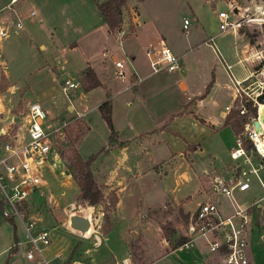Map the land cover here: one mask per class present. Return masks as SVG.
<instances>
[{
	"label": "rangeland",
	"instance_id": "374dc122",
	"mask_svg": "<svg viewBox=\"0 0 264 264\" xmlns=\"http://www.w3.org/2000/svg\"><path fill=\"white\" fill-rule=\"evenodd\" d=\"M55 1L57 15L53 17L54 30H51V27L46 29L45 26H38L39 23L35 18L36 14L33 17L25 15L32 9L28 0H17L12 6L13 11L20 19L22 29L18 34L5 38L8 42L12 41V44L9 48L6 45L4 46L3 56L7 60L5 67L7 80L0 67V105L4 109L17 114L23 111L25 103L36 101L48 118L57 116V118L69 119L70 122L66 129L67 144L61 153L63 166L68 172L66 158L70 155L72 149L78 152L83 159L92 156L89 167L91 171L96 172L93 175L97 176L99 182L101 181V174L108 176L104 172L107 168H110L112 160L111 154L104 151L105 145H110L108 144L109 132L97 110V105L104 99L109 98L110 120L111 122L113 120L116 128H120L122 136H131L132 133L136 134V132L146 129L145 125H135L134 123L132 127L120 126L121 120H125V118L123 119V113L126 111L134 112L137 102L135 99L130 101V93L134 91L131 88L133 85L130 84L133 81L132 76H126L124 79L114 77L115 67L110 56L114 54L122 59L125 68L129 67L127 62L132 60L129 55L124 56L120 53L113 36L114 31L109 33L112 38L106 36L103 41L105 49H100L97 53L91 55L86 62V69L93 68L100 85L85 91L89 81L85 76V70L80 77L81 53L73 48L72 43L76 40L80 41L79 43L82 45L88 39L94 37L86 35L83 38L81 36V32H84L87 26L85 23L77 21L78 15L73 8H69L71 0ZM96 1L101 2L104 0ZM0 2H3L4 5L7 0H0ZM120 9V22H124L125 27L127 26V33L123 39L133 34L139 24L138 21L132 23L129 18L130 12H132L134 18L136 14H139L140 24L137 38H140L141 46L148 42L156 46L160 40H165V44L171 47L174 54L176 52L182 53L185 38L192 43L201 42V39L205 36L215 34L214 43L219 55H214L209 48L204 46L195 48L196 45L193 46L195 48H193V51L189 50V52L181 55L184 61L182 66L187 68L183 72H180L179 68L170 72L173 73L172 77L175 76L174 82L172 80L164 82L165 86L173 87L176 90L178 89L176 81L179 80L187 85L188 90L186 93H190L191 89H198L206 77L205 73L207 72L210 77L211 70L215 74L218 83L220 85L225 84L227 77L221 66V57L224 61H228L233 55L235 60L239 64L241 63L240 66L248 67V72H252L258 66V59L254 58L255 52L264 57V0H125ZM227 9L228 11L229 9L232 10L234 18L241 17L242 19V25L235 34L219 32L217 27V11H227ZM2 13H10L9 8L4 9ZM96 17L101 22L99 13L96 14ZM66 18L72 19L73 23L65 25L64 20ZM182 18H187L189 21L188 30L185 34L181 31ZM96 31L94 35L97 40L99 37L100 39L105 37L101 28ZM141 42H144V44ZM145 48L142 47L136 52L137 59L144 58L143 50ZM52 67H54V70L51 71ZM128 70H125L126 73L129 72ZM62 79H73L77 83V88L68 90L66 94H63L60 89ZM8 84L13 85V87L8 88ZM222 90L223 92L217 99V105L214 108L211 106V109L207 108V111L215 110L214 112H217L222 108L223 102L227 99L224 95L227 90L224 88ZM51 95L54 98H51ZM129 102H132L133 106H128ZM68 105L74 106L77 111L82 113L81 117L76 118L73 111L67 109ZM205 105L208 106V104ZM21 123H23L22 120L18 124ZM223 139V145H225L223 149L226 146L228 148L231 146L230 149L234 146V139L230 136L224 135ZM194 149L195 147L192 148V150ZM192 150H189V152ZM220 153L221 162H224L222 167L224 173L240 167L247 168V165L243 164L242 161L230 160L227 150L223 153L221 148ZM199 155L202 157V162H206L207 159L203 158V155H207V151H202ZM190 156H192L191 152L190 155L188 154V157ZM252 164L255 165L256 161H252ZM152 168L156 173L157 166ZM54 173L55 177L49 171H45L43 179L46 184L41 185L39 188L42 196L36 191L31 193L27 197L28 206L26 207L29 214L38 211V226L48 228L51 233H57L59 236L56 247L61 250L60 257L49 262L50 264H73L77 260H84L85 262L86 259L88 260L89 253H83L85 248L91 247L87 240H80L77 245L79 248L71 258L67 257L68 244L71 243L69 245L71 250L79 241L73 236L64 234L73 233L67 230V214L70 210L78 211V213L80 211L81 214L82 210L88 209L92 224L99 217L100 227L107 229L113 226L105 233L106 241L97 245L102 248L101 255L97 256V261H100L102 255L105 254L108 258L115 256L117 261L122 264L126 258L128 241L132 243V249L141 250L142 247L148 250L154 249L161 238H164L163 233H160L162 226H165L166 241L171 248L180 240L188 237L185 233H181L182 230H186L187 221L181 214V208L177 204L165 203L164 206H157L151 210L146 209L150 204L153 206L158 205V197L155 192L148 191L145 193L150 195L147 200H139L134 196L128 202L130 199L126 197L127 208L117 213V215L113 212V208H109L105 212L103 210V205H107L111 195L110 190H104L105 186H99L101 192L102 190L105 191V194L102 193L106 197L101 203L88 207H71L77 194L76 184L69 173L65 175L58 174L57 169ZM211 175H206L208 178L203 192L205 195L216 199L217 202L219 201L221 209L229 211L228 200L212 192L210 186ZM257 176L264 187V168L257 171ZM247 180L249 189L241 194L237 203L245 202L260 205L259 207L252 206L247 210L250 213V222L246 231L248 233L246 237L247 248L251 262L252 264H260L264 261V251L261 252L263 241L259 238V233H264V201L258 203V198L263 195V190L254 176L250 175ZM153 182H157V178ZM60 183H63L62 187ZM166 184H168V181ZM106 186H109V184H106ZM49 191L56 198L55 203L58 204L54 205L46 201ZM62 191L63 194L60 196ZM195 201L196 199L191 204H195ZM191 204L189 203L187 208H191L193 206ZM177 223H180L181 226L177 228L179 232L175 233L174 225ZM100 231L102 232V230ZM131 231L133 232L132 235H130ZM23 236L21 226L16 219L9 220L0 215V264H25L20 257L21 246L19 245V241L23 242ZM196 239L197 237L193 239L194 244L197 243L198 239ZM141 253H144V251ZM45 257L49 259L46 254ZM154 257L156 256L152 258L154 259ZM154 261V264H161L162 262L161 259H155Z\"/></svg>",
	"mask_w": 264,
	"mask_h": 264
},
{
	"label": "crops",
	"instance_id": "0c3cea01",
	"mask_svg": "<svg viewBox=\"0 0 264 264\" xmlns=\"http://www.w3.org/2000/svg\"><path fill=\"white\" fill-rule=\"evenodd\" d=\"M16 1L17 0H14V2L9 3V0H7L4 5L3 2H0V21L2 23L7 24L11 21V16L15 14L12 6ZM28 3L30 4V8L32 9H30L25 15L28 17H33L36 14L35 18L39 23L38 26H45L46 29L48 27H51L50 29L54 30L52 22L53 17L57 15V9H55L56 1L28 0ZM6 8H9L10 13H2V11ZM69 8H73L75 13L78 15L77 21H81L87 26L84 32H81V36L83 38H85L86 35L94 37L88 39V41H86L82 45L79 43L80 41L76 40L72 43L73 48L77 49L81 53L80 60L82 62V65L79 70L81 77V73L84 72V70L86 74V62L88 61L87 59L94 53H97L100 49H105V43L103 44V41L105 40L106 36H111L106 30V26L102 17L101 22H99V19L96 17V14L98 15L99 12L93 0H71ZM30 11H32V14H29ZM129 18L132 22L138 21V23L140 24L139 14H136L134 18L132 12H130ZM70 23H73L72 19L66 18L64 20L65 25ZM139 24L137 25L136 30L133 34L125 37L121 41V45H117L119 47L120 53L124 56H126V54L129 55L132 60L130 62H127L129 64V67L125 68L124 61L121 59L123 61L124 71H127L129 69V72L126 73L125 71V77L132 76V79L135 83L133 86H131V88H133L135 92L133 91V93H130V101L135 99L137 102L134 112L126 111L123 113V119L125 118V120H121L122 123L120 126L123 127L124 125H126L132 127L134 123L135 125H145L146 129L144 128L145 130L138 131L136 132V134L132 133L131 136H122L120 128H116L112 120L111 124L115 131V136L110 145H105L104 148V151H108L111 154L112 160V165L104 172L108 176L101 174V181H99V183L97 176H94L96 172H94L93 170L91 172L98 186H105V191L110 190L115 194L116 202L112 209L115 215L127 208L126 197L130 199L128 202H130L134 196H136L139 200H147L148 198H150V195H147L145 193L149 191L155 192V195L158 197V205L153 206L152 204H150L146 207V209L151 210L156 208L157 206H164L165 203L177 204L181 208V214L184 218H186L187 221L189 212L192 210V208H194L195 204L198 201L203 200L205 197L203 189L206 187L205 182L208 178V176L206 175L212 174L210 176L211 181L213 175L224 173V171L222 170L224 162H221L222 160L220 150L222 148L223 153L225 152V150L229 152L231 146L229 148L226 146V148L223 149V146L225 147V145H223V136L228 135L232 139H234V133L230 126L223 125V121L227 115L226 111L224 110V106L230 102L233 93V87L228 79L224 65L229 66V71L235 79H241L243 76L247 75L250 72H248L249 70H247L248 67L240 66L241 63L239 64V62H237L232 55V57L229 58L228 61H224L221 57V66L227 77V82L223 85H220L218 83L215 74L211 70L210 77L206 72V77L202 81L201 86L195 90L191 89L190 93H186V91L188 90L187 85L182 80L176 81V85H178L177 90L173 87L165 86V81L172 80L174 82L175 76L172 77L173 73L160 71L158 73L151 74L145 54L143 53V59H137L136 52L142 47L144 49V47H147L151 44L148 42L147 44L141 46L139 42L140 38H137ZM99 28H101L102 34L105 37H103L104 39H100L99 37V39L97 40L94 34H96V30H98ZM18 32L16 34H18ZM12 35H9L5 38H8ZM210 37H213L212 42L209 41ZM5 38L0 41V67L2 68V73L6 79L7 73L5 67L7 64V60L5 56H3L5 50L4 46L6 45L7 48H9L12 44V41L8 42ZM214 38L215 34L208 37L205 36V38L201 39V42L193 43L191 41H187V38H185L183 52L175 53V55L179 57L181 62L179 71L183 72V70L187 68L185 66H182L184 64V61L181 58V55L183 53L189 52V50L193 51L199 46H204L206 48H209V50L214 55H219V51L217 50L214 43ZM130 41H132V43H130ZM141 43L144 44V42ZM195 45L196 47L194 48L193 46ZM127 47H129V49H127ZM169 49L171 50V47H169ZM58 52L61 53L60 50H58ZM110 57H112V62L114 61V59H120L114 54H112ZM261 62L263 63V61ZM52 70H54V67L51 68V71ZM91 70L95 75V71L93 70V68H91ZM53 75L55 76L54 73ZM69 80L73 81V79ZM211 80H213L211 86L213 84L215 86L214 89L210 92L211 86L208 87V84ZM8 85V88L13 87V85L11 84ZM223 88L227 90V92L224 94L227 99L223 102L222 108H220L217 112H214L215 110L207 111V108L211 109V106H213L214 108V106L217 105V99L223 92ZM50 97L54 98L53 95H51ZM205 104H208V106H206ZM128 106H133V103L129 102ZM67 109L72 110L74 116L75 114H77L78 116H75L76 118H79L82 115V113L77 111L72 105H68ZM0 112L2 113L0 116V126L2 127L8 128L11 122V118L17 120L15 118V115L17 114L12 113L11 110L4 109V107H2L1 105ZM18 121L20 122L21 120ZM194 147L195 149L192 150V148ZM189 150H192L190 151L192 154V156L190 157H188V154L190 155ZM205 150L207 151V155H203V158H206L207 160L203 163L201 160L202 157H200L199 154H201L202 151ZM186 157L188 159H185ZM154 166H157L158 168L156 173L152 168ZM56 169L58 170V174L62 169L63 175L66 174V169L64 168V166L61 167L60 165H58L54 170ZM50 173L53 176L55 175V173ZM155 178H157V182H153ZM167 181L168 184H166ZM44 184L46 183L43 179L41 185ZM106 184H109V186H106ZM60 185L62 187L63 183H60ZM40 186L35 191L40 196H42V192L39 191ZM105 191L102 190L104 194ZM62 194L63 191L62 193H60V196ZM241 194H243V192H234L233 199L235 202H238ZM55 199L56 198H54L51 191H49L46 201L50 202V204L56 205L58 203H55ZM195 199L196 203L191 204ZM189 203L193 205L191 208H187ZM239 204L247 205V203L245 202ZM73 206H76L75 202L71 207ZM219 210L221 213L228 212L227 210H223L220 207ZM71 213H76V211L70 210L67 214V218ZM32 214L37 215L38 218V211L33 212ZM180 226V223L174 225L175 233L179 232V229L177 228H179ZM112 227L113 226H111V228ZM160 233H162L161 230ZM181 233H185L187 235L186 230H182ZM64 234L73 236L74 238L79 240L71 250L69 248V245L71 243L68 244V250L66 251L68 258H71L73 253L79 248L77 247V245L80 243V240L89 241L88 243L91 246L90 248H85L83 250V253H89L88 260L86 259V262L84 260H77V262L73 264H120L115 256H113V258H108V256H105V254L102 255V259L100 261L96 260L97 256L101 255L102 249L97 246L98 243L101 244L102 242L104 243L106 241V234L100 231L99 217L96 218L93 224L90 221L89 231L82 236L76 235L74 233ZM51 235V244L44 251V256L45 254L48 255L50 262L54 259H57L58 257H56V255H60L61 253V250L56 247L57 241L59 239L58 234L51 233ZM247 235L248 233H246V237ZM259 238L263 241V244L261 243V252H263L264 233H259ZM197 239V243H193L189 248H182L177 246V244H175L171 248L168 246L167 241L164 238H161V240L158 242V245H156L158 250L156 246L154 249L149 250L145 247H142L143 249L141 250H136L135 248L132 249V243L128 241L126 256L128 254L133 258H135L136 256L135 259H139V261L141 262L151 264H154L155 259H161V264H217L218 256L215 254L207 253L206 247L204 245V239L202 237H197ZM19 245L21 246L20 257L25 264H39L36 261H26L24 259V236L23 242L19 241ZM143 251L144 253H141ZM154 252H156L157 254H155ZM153 256L156 257H154L153 259ZM260 264H264V261Z\"/></svg>",
	"mask_w": 264,
	"mask_h": 264
},
{
	"label": "built area",
	"instance_id": "2783aa9c",
	"mask_svg": "<svg viewBox=\"0 0 264 264\" xmlns=\"http://www.w3.org/2000/svg\"><path fill=\"white\" fill-rule=\"evenodd\" d=\"M12 2L14 0H9V3ZM29 14H32V11ZM216 18L219 32L235 34L242 25L241 17L234 18L230 9L217 11ZM188 26V19L182 18L181 31L184 34ZM21 29L22 24L16 14L7 24L0 21V41ZM126 33L127 26L125 27L124 22L114 30L113 36L118 46ZM212 40L213 37H210L209 41ZM144 54L151 74L162 70L172 72L181 65L179 57L173 54L162 40L156 47L148 45ZM254 58L258 59V66L241 79H235L229 71V66L224 65L233 87L232 98L224 106V110L227 114L234 112L235 116L242 120L241 130L234 135V146L228 156L232 161H242L247 168L240 167L211 178L212 192L227 199L230 210L221 213L217 200L205 195L189 212L186 227L188 237L179 245L189 248L193 239L202 237L207 253L218 256L217 264H252L246 239L250 222V213L247 210L260 205H240L233 199L235 191L245 192L249 189L247 179L250 175L256 178L263 190L258 203L264 201V187L257 176V171L264 168V131H256L252 125V120L257 118V106L264 105V57L255 52ZM113 65L114 77L124 79L123 61L114 59ZM130 84L134 85V80ZM75 88L77 83L72 80L62 79L60 82L63 94ZM15 118L17 120L11 118V127L0 126V215L19 222L24 233V259L49 264L50 260L44 256V251L51 244V230L38 226L37 215L26 211L27 197L42 184L45 171L54 173L58 165L63 167L61 153L67 144L66 129L70 120L57 116L48 118L36 101L25 103L23 111L17 113ZM18 120L23 123L18 125ZM246 142L247 148L244 146ZM252 161H256V164H252ZM62 170L59 174H63ZM56 257L59 258L60 255ZM122 264L151 263L141 262L128 254Z\"/></svg>",
	"mask_w": 264,
	"mask_h": 264
},
{
	"label": "trees",
	"instance_id": "16d2710c",
	"mask_svg": "<svg viewBox=\"0 0 264 264\" xmlns=\"http://www.w3.org/2000/svg\"><path fill=\"white\" fill-rule=\"evenodd\" d=\"M98 12L100 13L104 24L106 26V30L108 33H112L116 28L120 25V13H121V6L125 3V0H104L101 2H97L93 0ZM86 78H88L89 84L85 90L93 88L97 85H100L99 81L96 79L94 73L91 69H86ZM213 80H211L208 84V87L211 86ZM97 110L100 113L101 118L104 120L107 128H108V144H110L115 136V131L112 127L111 120H110V101L109 98H106L100 104L97 105ZM241 119L235 116L234 112H230L226 115L223 125H228L232 129L234 135L237 134L241 130ZM244 146L247 148L248 143H244ZM102 150V149H101ZM92 159V156H89L87 159L81 158L78 152L72 149L70 155L67 156V170L68 173L73 178L76 187H77V194L75 197V204L78 207H88L93 206L97 203H101L105 197L101 192L99 186L96 184L90 167L89 162ZM109 202L103 205L104 212L107 209H111L114 207L116 202V197L113 192L110 193ZM102 210V211H103ZM111 227L107 229L100 227L103 233L108 232ZM161 231L163 233V237L167 240V236L165 233V226L161 227ZM179 241L177 246H179L182 242Z\"/></svg>",
	"mask_w": 264,
	"mask_h": 264
},
{
	"label": "water",
	"instance_id": "95a60500",
	"mask_svg": "<svg viewBox=\"0 0 264 264\" xmlns=\"http://www.w3.org/2000/svg\"><path fill=\"white\" fill-rule=\"evenodd\" d=\"M214 84L211 86L210 92L214 89ZM209 92V93H210ZM207 99H208V95H207ZM264 121V118H263ZM252 125L254 127V129L256 131H258L257 125L258 122L256 119L252 120ZM65 173L67 174L68 172L65 171ZM88 209L82 210L81 214L80 211L78 213V211L76 213H71L68 218H67V227H68V231H72L74 234L82 236L84 235L89 227H90V215L89 212L87 211ZM133 232H130V235H132Z\"/></svg>",
	"mask_w": 264,
	"mask_h": 264
},
{
	"label": "bare ground",
	"instance_id": "6f19581e",
	"mask_svg": "<svg viewBox=\"0 0 264 264\" xmlns=\"http://www.w3.org/2000/svg\"><path fill=\"white\" fill-rule=\"evenodd\" d=\"M255 20H257V19H255ZM263 118H264V105L259 104L257 106V118H256V120L258 122L257 127H259L258 130H263L264 131V121H263ZM88 231H89V229H88Z\"/></svg>",
	"mask_w": 264,
	"mask_h": 264
}]
</instances>
